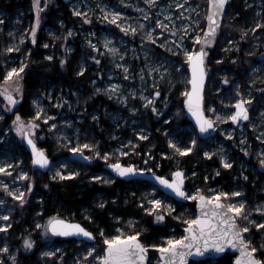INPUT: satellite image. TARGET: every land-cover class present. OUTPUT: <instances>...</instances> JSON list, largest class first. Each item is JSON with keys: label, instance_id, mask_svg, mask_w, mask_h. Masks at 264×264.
Returning a JSON list of instances; mask_svg holds the SVG:
<instances>
[{"label": "rangeland", "instance_id": "obj_1", "mask_svg": "<svg viewBox=\"0 0 264 264\" xmlns=\"http://www.w3.org/2000/svg\"><path fill=\"white\" fill-rule=\"evenodd\" d=\"M27 2L32 17L29 16L27 20L28 35L26 36L32 40L31 29L35 26L36 19L35 0H27ZM45 4H47L46 8ZM177 4L182 7H177ZM40 5L41 24L36 32V41L40 39L41 35L44 38L45 47L49 49L48 57L57 54L63 61L72 58L78 50L74 68L79 74L81 69H84L83 73L86 72V75L90 77L88 80L90 94L94 97L102 96L104 102L100 100L94 109L88 104L89 98L85 95L83 86L74 85L62 88L52 85L47 92L43 89L37 94L35 98L36 116L42 118L43 122H51L50 128H53V124L56 125L58 138L62 145L69 146L70 154L73 152V148L79 149L83 145L89 144L93 147L77 152L86 154L85 149L91 150L92 154L88 156L92 157V162L97 158L108 163H115L122 162L121 158L124 156H129L132 159L140 157L143 158L141 162H131L130 164L145 169L146 172H155L154 163L161 167L163 160L167 159L166 163L168 164V161L171 160L172 167H169L165 176H171L177 169L187 172L180 165L182 154L176 148L172 147L171 151H160L157 154L153 151V146H149L145 153L142 148L146 147L143 142L151 134L149 112L154 113L153 118L157 119L161 116L162 122L159 125L160 128L165 126V128L163 127L164 131L169 133L170 146H172L170 141H174L180 148L192 147L191 141L195 139L194 131L190 127L186 129L178 127L174 118L176 114L180 115L182 110L175 107L170 108L163 94L167 95L175 90L176 95V86L179 83L183 81L189 83L188 61L183 56L184 49L179 46L182 43L188 50L194 47L199 50L200 45H197L192 37L197 34L203 35L205 32L208 0H155V4L149 3L148 0H71L69 9L75 20L68 22L61 19L56 22L57 25L51 21L50 8L58 7L60 0H40ZM246 7L250 11L247 18L244 19L243 38L230 36L222 48L224 54H211L210 117L216 121L217 134L207 140L206 152H211L213 155L218 154L223 165V159L227 158L233 165L230 168L231 173L221 184L215 186L210 185L209 180L204 184L199 183L195 179V173H187L186 192L189 195H194L198 191H203L206 195H213L215 192H239V196H229L223 199L233 203L245 201L246 215H249V219L260 223L264 222V212H256L253 209L257 206L264 207V165L260 163V160L264 159V156H261V153H264V1L247 0ZM113 13H120V18L116 23L112 22ZM7 16L5 11L0 12V20L3 21L0 23V28L4 26ZM234 18L235 16H229V12H227L223 25L227 23L232 26ZM22 21V16L18 14L10 20L7 26L8 49H12V51L6 52L4 59L2 58V64L7 72L13 67L19 68L28 64V58L16 50L19 49V40L24 37L21 30ZM161 23L165 26L161 27ZM121 24L125 27L121 28ZM141 24L144 27H140ZM257 24H261L262 27H256ZM188 25H191V28H188ZM223 25H221L216 39L220 36ZM129 26L136 28L137 31L133 33L126 30ZM69 32L72 35L69 36ZM150 32L156 37L155 40L147 39ZM186 32L187 35H185ZM159 33H163V35H159ZM245 41L246 44L243 45ZM165 44L167 47L164 46ZM209 46L213 48L214 44ZM113 48L117 51L113 52ZM232 52H235V55H232ZM228 56L231 57L230 63L235 64V66L232 65L235 70L239 69V65L242 64V58L247 61L243 81L235 72L230 76L227 68L221 65V62ZM185 64L188 73L183 71ZM22 74L20 73V77ZM225 77L228 78V83H224ZM20 80L21 78H15L12 84H8L6 80L0 81V88L11 91L18 98L21 90H17L15 84H19ZM111 85L119 87L113 89ZM156 91H159L161 95L155 96ZM250 96L253 99L247 105L251 110V118L248 122L233 126L231 120H216L217 114L223 118L234 113L236 101L241 98L248 100ZM125 97H127L126 102ZM149 100L152 101L151 104L148 103ZM11 107L12 104L8 102L3 91H0V121H3V124L0 123V166L12 165L8 172L0 173V184L9 186L8 190L0 187L3 192L0 193V200L4 201L0 204V225L11 224L10 219L5 221L3 217L10 215L11 212L8 199L10 198L12 203L18 201L15 196L11 195L12 191H16L17 194L23 191L25 200L29 197V194L26 195V188L31 189L30 183L27 184V179H18L17 177L22 172H27L29 176L30 164L36 168L31 158L30 163L26 160L20 147H9L12 142L25 143V135L21 136L16 131L17 124L14 121H16L17 115L5 123V114L10 112ZM213 107L216 109L215 112L211 110ZM41 109L43 110L42 114L37 115ZM45 117H52V119ZM93 117L97 118L93 119ZM22 121L25 125H30L33 122L37 124L35 120L22 118ZM93 124L99 126L100 132L105 131V137L96 138L94 136ZM37 130L38 127L32 133V137L38 142ZM27 131L28 129L25 128V134ZM142 136L147 139H142ZM41 137L43 138L44 135ZM97 152L100 153L99 156L96 155ZM121 152H125L127 155H120ZM108 153L113 155L109 156L108 160L103 159V156ZM70 154L59 155L55 158V163L48 173L56 178H60L58 175L60 172L64 173L65 178L68 177L69 172L82 174L84 170L76 165V163L82 162L69 160ZM94 157L97 158L94 160ZM218 174L219 172L215 173V176ZM94 176L106 179L108 183L113 182V178L105 173ZM213 180L214 177L211 178V181ZM204 186L205 188H202ZM153 190L148 186L138 187L137 190L131 189L130 195L124 199L123 205L112 200V209L113 211L116 209L115 217L112 219L115 226L109 230L103 228L100 233L103 232L105 238L134 234L131 230L135 228L136 218L130 214L121 215L117 212L121 210L122 206L128 204H135L141 207L144 212L154 213L156 216L161 213L175 212L177 207L173 202L174 199L165 198ZM39 196V194H33L35 203L41 201ZM107 198L108 196L101 195L97 204L102 203V207H104ZM153 199L161 200L163 208L157 209L156 212H148L146 209L155 207L150 203ZM187 201L196 202L192 199ZM168 205L172 206L171 211H169ZM177 215L184 217L186 222L189 219H194L187 217V210L179 211ZM50 217L53 216L45 217L44 220L37 218L35 222V228L40 230L43 238L49 240L43 251V264H101L102 261L96 259L101 255L98 253L99 244L97 241L86 245H83L84 241H78L82 247L76 248L77 251H74L75 249L67 243L55 242V236L50 231L45 234L44 226ZM240 220L243 226L248 223L244 219ZM37 225L41 227H37ZM8 229L0 231V249L5 246L8 248L7 252L0 251V264H13L17 261L18 246L10 239ZM181 236H184V233L173 231L169 237L179 239ZM245 236L251 239L253 245L264 246V229L252 225L251 230ZM29 237L30 234L26 236V239ZM169 237H162L158 244H166ZM92 248H95L96 251L91 256L87 255ZM47 252H54L55 255H44ZM13 256L16 257L15 260L12 259Z\"/></svg>", "mask_w": 264, "mask_h": 264}, {"label": "trees", "instance_id": "obj_2", "mask_svg": "<svg viewBox=\"0 0 264 264\" xmlns=\"http://www.w3.org/2000/svg\"><path fill=\"white\" fill-rule=\"evenodd\" d=\"M246 1L247 0L230 1L227 12H229V16H235L233 25L229 26L227 23L223 25L222 23L223 26L221 28V34L215 40L213 48H211V46L207 48L208 56L206 58V66L208 71V83L205 90V110L209 116L211 104V54H224L222 48L226 44L228 37H242L244 19L247 18V14L250 11L249 8L246 7ZM69 4L70 2L60 0V5L58 7L53 6L50 8V18L55 25H57L56 22L61 19L68 22L75 20V17L72 16V12L69 9ZM1 11H5L8 16L5 19L4 26L0 28V81H4L7 74L6 68H4L2 64V58H5L9 47V39L6 34L7 26L9 25L10 20L18 14H20L23 18L21 30L24 35V37L19 40L18 53L23 54L25 58H28L27 67L24 69V72L21 75L22 79L19 83L22 85L20 96L17 98V103L12 105L10 108V112L5 114V123L10 121L14 115H19L27 120H35L37 122L36 125H38L37 135L39 138V146L42 147L53 159L57 158L59 155H68L70 154L69 146L61 144L56 129L50 128L51 122H43L42 118L36 116L35 98L37 94L43 89L47 92L49 87L52 85L57 87L61 86L62 88L80 85L85 88V95L89 98L88 104L94 109H96L100 100L104 102V98L102 96H92L90 94V85L88 82L90 77L86 75V72L79 74L77 69L74 68L78 50L73 54L72 58L65 60L62 63L63 60H61L57 54H52V59H48L49 49L48 47H45L44 38H42L41 35L40 39H38L35 43L27 38V20L29 16L32 17L27 0H0V12ZM245 44L246 41L243 42V45ZM232 53V55H235V52ZM230 59V56L225 57L223 62H221V65L227 68L230 76L231 73L235 72L243 81L247 61L242 58V64L239 65V69L235 70L233 68L235 64L230 63ZM183 71L188 73L186 64ZM188 88L189 83L187 81H183L176 86V95L175 90L167 95L165 93L163 94V97L166 98L170 108L175 107L180 111L182 110V113L180 115L176 114V117L174 118L178 127H183L184 129L190 127L195 133L196 145L192 146L193 151L191 153L180 156V165L187 170V173H195V179L199 181V183L204 184L207 180H209L210 185L215 186L219 183L221 184L224 179H227L230 176L231 169L226 168L222 164L218 154H214L210 157L204 155L208 141L202 140L198 137L193 124L189 121L184 111L183 103L185 95L183 93L188 90ZM153 114L154 113L152 112L148 113V117H150L149 128L151 130V134L150 137L143 142L146 146L145 148H142L143 152L145 153L149 146L154 147L153 151L155 154L160 151H171L172 146H170L168 141L169 133L164 131L165 126H163L164 128H160L159 125L162 122L161 116L156 119L152 117ZM0 123L3 124V121H0ZM92 129L96 138L105 137V131L100 132L97 124H93ZM41 135H44V137L42 138ZM16 146L21 148L26 160L30 163L31 157L25 148V145L13 142L9 144L10 148H14ZM84 151L87 155L92 154L91 150L85 149ZM96 158L94 157V160ZM111 159L114 160L113 158ZM142 159L143 158L140 157L132 159L129 156L121 158L122 162L126 165L131 162H141ZM166 161L167 159L163 160L161 167L154 163V171L159 175L165 176V173L169 171V167H172L171 160L168 161V164ZM106 163L108 162L102 160L101 158H97L94 162L90 159L89 162L86 163H76V165L84 170L83 173L78 174L75 177H67L63 179H54L48 172H39L38 169L34 168L30 164L27 184L30 183L31 189L29 191V188H26V195L29 194V197L25 200L26 202L21 204L20 200H18L12 203V200L10 198L8 199V204L11 207V227L8 229L9 237L18 246L17 261L15 263L13 262V264L44 263L43 251L49 240L43 238L40 230L35 228L37 218L44 220L45 217L54 216V214H56V216L59 217L81 222L89 230L95 233V241L99 244L98 253L103 255L107 245L105 243V236L101 235L100 230L103 228L105 230L113 229L115 226L112 219L115 217L114 211H116V209H114V211L112 209V200H116L119 205H123V201L126 197H129V191L131 189L137 190L138 187L147 186L155 189V192L158 195L169 198L156 186L149 184L144 180L127 181L114 177L110 172L105 170L104 165ZM218 172V176H215V173ZM99 173L107 174V176L113 178V182L108 183L106 182V179L103 178L100 180H93L92 178L94 175ZM212 177H214L213 181H211ZM202 188H205V186ZM0 193L3 192L0 190ZM33 194H39L41 201L35 203L33 200ZM101 195L108 196L104 207L99 206L102 205V203L97 204V200ZM173 202L177 209L173 213H163V220H158L154 213L144 212L141 207H138L135 204H128L124 207L122 206L121 210L117 212L121 215L130 214L136 218L134 225L135 228L131 230V232L134 234L139 232L141 234L139 238L147 246L151 244H158V241L162 237H169L173 231H179L180 234L184 233L188 224L184 220V217L177 215L179 211L187 210L188 218L196 217L195 201H186L181 203L173 200ZM89 217H91L92 220L89 219ZM176 217H180V219H177ZM239 222L243 226L242 221L240 220ZM33 229L36 230L31 232ZM28 234H30V238L35 242L34 246L30 249H26L24 247V241L26 240V236ZM54 241L59 244L67 243L75 249L74 251H77L76 248L79 249L82 247V245H79L78 241L73 238L54 237ZM86 244L88 243L85 242L83 245ZM255 247L257 248V252L255 254L258 258L264 259V248H262L259 244L255 245ZM149 253V264H158V249L150 247ZM234 259L235 255L226 253L218 259L191 261L190 264H233Z\"/></svg>", "mask_w": 264, "mask_h": 264}, {"label": "snow or ice", "instance_id": "obj_3", "mask_svg": "<svg viewBox=\"0 0 264 264\" xmlns=\"http://www.w3.org/2000/svg\"><path fill=\"white\" fill-rule=\"evenodd\" d=\"M149 3L155 4V0H148ZM228 3V0H211L212 11L208 16V27L207 31L204 32L203 35H195L192 37L194 42L197 45H200L199 50L196 48H192L188 50L181 43L180 48L184 49L183 56L188 61L191 67V89L186 90L183 94L186 96V103L189 111L195 116L199 128L201 132H207L209 129L215 128L216 121L210 118L205 114V95H204V85L205 80L208 76V71L206 68V58L208 56L207 47L215 43V39L217 36V32L220 29V17L223 15V10L225 5ZM177 7H182V5L177 4ZM47 7V4L44 5ZM35 8H36V19L35 26L31 29V39L32 42H36V32L37 29L40 28L41 20H40V11L41 5L40 0H35ZM78 15H84L83 13H77ZM149 15H151L149 13ZM114 19L113 23H116L120 18V13H113ZM87 18V17H86ZM90 22V21H89ZM0 23H3L0 20ZM121 28L125 26L123 24L120 25ZM161 27H164L162 23ZM140 27H144L143 24ZM191 28V25L187 26ZM256 27H262L261 24H257ZM135 33L137 31L136 28H131L130 26L126 29ZM155 31V29H153ZM202 31V30H201ZM68 35H72L71 32ZM159 35H163V33H159ZM187 35V32L185 33ZM243 38V37H242ZM148 40H155L156 37L152 35L150 32L147 35ZM107 46V42H106ZM167 47V44L164 45ZM17 51L19 49H16ZM171 50V49H170ZM7 51H12L11 48L7 49ZM113 52L117 51V49L113 48ZM179 50L177 49V52ZM48 59H52V57H48ZM95 59V57H93ZM64 61H62L63 63ZM27 67V64L20 66L19 68L13 67L11 68L5 77V80L8 84H12L15 81V78H21L20 73L24 72V69ZM84 69H81L82 74ZM228 78H224V83H228ZM17 90H21L22 85L15 84ZM113 89L118 88V85H111ZM0 91H3V94L7 97V100L10 104L15 105L17 103V98L12 94L11 91L4 90L0 88ZM161 93L159 91L155 92V96H160ZM243 97V94H241ZM125 102L127 101V97L124 98ZM253 97H249L248 100L243 98L236 101L235 107L236 111L229 116L221 117L219 114L216 116V120H232L237 123H240L241 118L243 120L249 119V108L247 105ZM149 104L152 103L151 100L148 101ZM7 107V105H5ZM213 112L216 111L215 107L211 109ZM136 111V109H133ZM43 110L41 109L37 115H41ZM46 119H52V117H45ZM97 117H93L96 119ZM14 123L17 124L16 131L20 133L21 136L25 135V128L28 129L27 138L28 142L32 145L33 150L35 152V161L34 163L47 167L50 163L49 158L43 149L36 147V142L32 138V133L38 127L34 122L30 125H25L22 121V118L17 115L16 121ZM255 127V125H253ZM53 128L56 127L55 124L52 125ZM230 135V133H229ZM142 139H147V137L142 136ZM129 143H132L129 141ZM173 148H176L182 155L191 153L193 151V147H185L180 148L174 141H170ZM191 145H196V140L193 139L191 141ZM93 147V145L85 144L82 148H73V152L83 151L84 148ZM247 151V149H245ZM97 156L100 155L99 152L96 153ZM113 155L112 153L105 154L103 159L108 160L109 156ZM120 155H127L125 152H121ZM205 156H212L213 153L205 152ZM261 156H264V153H261ZM88 159H92V157H88ZM224 166L226 168H231L233 165L227 158L223 159ZM260 163L264 165V159L260 160ZM111 167L115 169L121 176H128L132 174H136L138 172H144L145 169L137 168L135 165L128 164L125 165L122 162L117 161L116 163H112ZM12 168L10 164H4L0 166V173L8 172V170ZM59 177L61 179L65 178L64 173L60 172ZM68 177H75L78 175L77 172H69ZM174 179H168L165 176H159L157 179L166 187H169L177 194L182 197H186L192 200H199V206L201 209V213L199 216L194 219H189L187 221V236H181L179 239L175 237L167 238V243L161 244H151L145 245L139 239L140 233L137 232L133 235H116L114 237H106L105 243L107 245L106 252L104 255L97 256L96 259L102 261V264H146L148 259V249L158 248L160 255L163 257L162 260L158 261V264H188V257L193 253L198 255H204L209 250H215L218 252H224L229 246L232 248L239 249V255L236 257V264H264V259L258 258L255 253L257 252V248L252 244L251 239L246 238L245 233H248L251 230V226L254 225L256 228L264 229V222L257 223L256 220L249 219V215H246V202L241 201L239 203H233L231 201L226 202L223 198L229 196H239V192L228 193V192H215L213 195H205L203 191H198L194 195H189L184 189V180L185 174L183 170L178 169L173 173ZM18 179H28V173L22 172ZM54 179L56 177H53ZM93 180H100L101 177L94 176ZM0 187L8 190V184H0ZM30 191V189H29ZM155 191V189L153 190ZM12 196H15L16 199L20 200L21 204H24L25 201V193L20 191L17 194L16 191L11 192ZM4 203V201L0 200V204ZM155 207H150L146 209L148 212H156L157 209L163 208V202L159 199H153L150 202ZM103 206V204L101 205ZM169 211L172 210V206L168 205ZM207 209V211H205ZM256 212H264V207L257 206L253 209ZM158 220H163L164 215L158 214L156 217ZM180 219V217H176ZM10 219V215H6L3 217V220L7 221ZM91 219V217H89ZM240 219H244L248 221V223L244 226H241L239 223ZM11 227V224L5 223L0 225V231H6ZM37 227H41L37 225ZM45 234L49 231L55 234H61L64 236L68 235H83L85 237L94 238V234L89 231L82 224L76 222H70L68 220L62 219L59 216L50 217L47 224L44 226ZM122 231V230H121ZM103 235V232H101ZM35 242L29 237L24 241V247L26 249H30L34 246ZM264 248V246H262ZM0 251L7 252L8 248L5 246ZM96 249L92 248L91 251L87 253V255L91 256ZM44 255L53 256L54 252H47ZM13 260L16 259L15 256L12 257Z\"/></svg>", "mask_w": 264, "mask_h": 264}, {"label": "water", "instance_id": "obj_4", "mask_svg": "<svg viewBox=\"0 0 264 264\" xmlns=\"http://www.w3.org/2000/svg\"><path fill=\"white\" fill-rule=\"evenodd\" d=\"M65 2H70L71 0H64ZM230 1L231 0H228V3L225 5L224 7V10H223V15L220 17V24L222 25L224 19H225V16H226V13H227V9H228V6L230 4ZM212 11V6H211V0H208V12H207V16H206V21H207V24H206V29H205V32L207 31V27H208V24H209V21H208V16L209 14L211 13ZM221 27V26H220ZM218 33V32H217ZM207 68V66H206ZM188 69H189V89H191V84H190V80H191V67L188 63ZM207 83H208V76H207V79L205 80V85H204V95H205V90H206V87H207ZM186 96L184 98V109L186 111V116L187 118L189 119V121L193 124L198 136L202 139V140H210L211 138H213L214 136H216L217 134V126L213 129H209L207 132H201L200 128H199V124L195 118V116L189 111L188 107H187V103H186ZM248 107V106H247ZM249 108V107H248ZM235 111H236V107H235ZM205 114L207 116H209L205 110ZM210 117V116H209ZM211 118V117H210ZM251 118V110L249 108V119L248 120H243L241 118V121L240 123H245V122H248ZM240 123H237L235 121H232L231 120V124L233 126H238ZM28 132V131H27ZM27 132L25 134V146H26V149L27 151L29 152L30 154V157H31V160H32V163L33 165L40 171V172H49V170L51 169V167L54 165L55 163V160L42 148L39 146L38 142L35 140L36 142V147L37 148H40V149H43L45 151V153L47 154L48 158H49V161L50 163L48 164L47 167L45 166H41V165H38L36 163H34L35 161V152L33 150V147L32 145L28 142V138H27ZM88 155L87 154H84V153H81V152H72L69 156H68V159L71 160V161H77V162H82V163H86V162H89L90 159H88ZM116 163V162H115ZM111 164L112 163H106L104 165V168L106 171L110 172L114 177L116 178H120V179H123V180H144L148 183H151L153 185H155L161 192H163L166 196L176 200L177 202H181V203H184L186 202L188 199L186 197H182L180 196L179 194H177L175 192V190L169 188V187H166L164 186L163 184L160 183V181L157 179V177L159 176H163V175H159L158 173H155V172H138L136 174H132V175H128V176H121L115 169H113L111 167ZM126 165V164H125ZM178 170V169H177ZM175 170V171H177ZM180 170H183V169H180ZM174 171V172H175ZM173 172V173H174ZM184 174H185V180H184V189L186 191V187H187V172L185 170H183ZM173 173L171 176H165L167 177L168 179H174V176H173ZM206 195V194H205ZM205 211H207V209H205ZM201 213V209H200V206H199V200L197 199L196 200V217L199 216ZM62 219H65V220H68L70 222H73V223H80L82 224L81 222L79 221H75V220H71V219H68V218H63V217H60ZM83 225V224H82ZM84 226V225H83ZM86 227V226H84ZM188 227V226H187ZM187 227L185 228L184 230V236H187L188 235V232H187ZM87 228V227H86ZM88 229V228H87ZM89 230V229H88ZM91 231V230H89ZM93 234H94V238H89V237H85L83 235H76V234H73V235H68V236H64V235H61V234H55V233H51L52 235H54L55 237H63V238H73L77 241H84V242H87V243H93L95 240H96V236H95V233L93 231H91ZM140 239V238H139ZM141 240V239H140ZM141 242L143 243V241L141 240ZM145 244V243H143ZM107 248V246H106ZM106 248H105V251H104V254L106 252ZM226 253H231L233 255H235V259L233 261V264H236V257L239 255V249L237 248H232L231 246H229L224 252H218V251H215V250H209L207 253H205L204 255H198V254H195L193 253L192 255H190L188 257V264H190L191 261H202V260H207V259H218L220 257H222L224 254ZM256 255V254H255ZM158 256H159V261L163 259V257L160 255V252L158 251ZM257 256V255H256ZM258 257V256H257ZM149 258H150V253H149V249H148V259L146 261V264H149ZM102 264V262H101Z\"/></svg>", "mask_w": 264, "mask_h": 264}]
</instances>
